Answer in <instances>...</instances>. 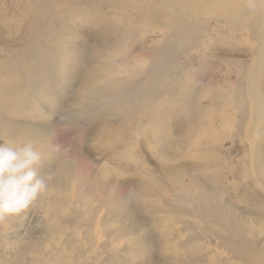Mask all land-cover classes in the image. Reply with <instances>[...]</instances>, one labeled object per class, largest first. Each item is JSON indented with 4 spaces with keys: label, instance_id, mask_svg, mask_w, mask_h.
Listing matches in <instances>:
<instances>
[{
    "label": "rangeland",
    "instance_id": "1",
    "mask_svg": "<svg viewBox=\"0 0 264 264\" xmlns=\"http://www.w3.org/2000/svg\"><path fill=\"white\" fill-rule=\"evenodd\" d=\"M162 8L159 1L153 0H0V72L6 75V78H0V90L6 88L7 92L15 95L13 99L21 96L20 102L24 100L21 104L10 105V99L0 98V139H5L4 132L9 130L16 134H29L27 140L34 142L43 152V166L46 169L41 172L47 174L49 182V191L20 217L0 223V264H247L241 260H219L220 253H216L213 248H180L179 241H186L184 239L188 231H183L185 226L178 224L170 213H152L150 201L157 197L159 202L173 200L174 194L180 193L181 181L186 188H191L194 178L204 180L200 157L211 156L212 169L217 168L215 159L236 164L237 160L246 158L249 154V138L246 140L244 128L252 122L248 111L242 112L233 102L236 108H232L233 103L230 105L223 126L215 121L208 123L205 117H199L198 122L191 120L188 124L179 114L181 105H168L166 98L163 105H155L156 110L161 107L159 115H162V121L157 114L153 116L152 122L140 120V128L130 130V133H134L124 147L117 144L125 130L124 124L118 121L123 117L121 112H116L113 117L87 119L89 123L76 119L78 129H73L72 124L67 122L80 114L82 104L89 102L78 94L81 77L71 76L74 73L71 71L74 68L82 70L91 66L104 68L121 64L124 61L105 63L99 60L86 64V59L96 55L105 57L107 53L114 55L116 52L124 55L132 46L137 47L138 65L147 66L149 59L145 60L146 50L149 51L164 38L162 32L158 31L157 25L160 23L151 18ZM130 25L134 28L128 34L129 37L126 36L125 48L116 45L111 51L103 50L102 43L106 41L100 38L102 33L114 32V38L109 39V43H113L123 37V34L118 35ZM38 28L41 33L56 34L60 30L64 34V45L60 48L64 57L52 64L55 70L52 81L54 87L42 90L34 103L35 100L32 101L29 95L26 97L20 91L16 75L13 74L16 65L11 61L9 63V58L15 54L12 51L14 46L24 45L31 32ZM227 38L218 36L208 42L205 54L210 58L206 63L199 59L192 61L197 76L198 70L204 68H201L202 64H210L212 69L217 65L221 68L230 66L235 71L241 68L242 61L246 59L244 54L247 46L241 45L234 39L235 36ZM76 58L82 60L83 65L78 66ZM6 69L8 72L13 71H10L12 76L9 73L7 75ZM62 70L66 73L61 74ZM77 79L79 83H76ZM215 79L218 83L222 82L219 77ZM196 83L206 88L213 85L217 89L218 86V83L207 80ZM199 97L196 99L202 101L206 113L209 101H203L202 98L206 96ZM5 104L8 107L5 108ZM126 110L131 112L129 107ZM3 119L8 121H1ZM200 122L203 124L200 125ZM17 140L18 137H14V141ZM252 140L264 149L263 137L254 135ZM237 168L238 173H225L222 184L227 190L229 186L243 184H238L243 175L242 169ZM61 171L69 181L65 186L67 189L63 184L61 187L57 185ZM101 182L106 187L95 188V184ZM73 184L77 187L72 188ZM257 191L254 187L242 186L240 191L235 192L232 200L237 201L233 203L241 207V211L232 210L236 216L243 219L252 214L255 204L250 198L261 196ZM63 192L67 193L64 196L73 193L74 197L81 200L77 207L72 205V208H82V213H85L71 225L61 214L55 219L52 213L54 198L58 197L56 199L59 202L68 197L61 195ZM229 193L233 195L232 191ZM246 198L250 199L249 204L245 203ZM56 220L62 226L61 230L70 232L67 239H59L57 235L55 239L50 234L49 228ZM197 225L205 226L201 223ZM94 230L102 237L101 247L93 248L95 252L84 249V245H88L95 234ZM15 234L19 237H14ZM96 253L101 254L98 257Z\"/></svg>",
    "mask_w": 264,
    "mask_h": 264
},
{
    "label": "bare ground",
    "instance_id": "2",
    "mask_svg": "<svg viewBox=\"0 0 264 264\" xmlns=\"http://www.w3.org/2000/svg\"><path fill=\"white\" fill-rule=\"evenodd\" d=\"M153 1H159V4L163 7L162 10H157V13L153 14L151 18L153 21L160 23L159 26L157 25L158 31L162 32L164 38L154 44V47L149 51L146 50L147 58L145 60L149 59L147 66L138 65L136 46H132L128 52L126 50L127 53L124 55H118L116 52L114 55L107 53L104 55L105 57L96 55L86 59V64L97 63L100 62L99 60L105 63L124 62L116 66H106L104 68L91 66V68L82 70L74 68L71 71H74L71 76L81 77L80 83L78 79L76 81V83H79L78 94L89 102L82 104L83 110L80 114H77L74 119H68L67 122L72 124L71 127L73 129H78L76 128V119H83L88 122L89 120L87 119L97 118L98 120V118L102 117H113L116 112H121L123 117L118 121L122 122L121 125L124 124L125 130H123L121 138H118V134V137H116L119 139L117 144L124 147L125 142L128 143L130 136L134 133H130V130L140 128L141 125L139 124L142 119L152 122L154 117L159 115L161 109L160 107V109L158 108L159 110H156L157 107L155 105H163L166 102V98H168V102H166L168 105L176 103L181 105L182 109L179 114L187 120L188 124L191 120L198 122L199 117L200 119L205 117L208 123L215 121L220 126H223L226 122V116L229 114L227 112H229L230 105L233 102L238 105L237 107L242 112L248 111L252 122L248 123L246 128H244L246 129L245 135L247 134L246 140L249 138L247 140L249 141V154L245 156L246 158L237 160L236 164L234 162L228 164L222 159H215L217 168L212 169L211 156L207 158L200 157L201 162H203L202 176L204 180L194 178L195 180L192 182V187H189L190 189L188 187L187 189L184 186V182L181 181L179 183L180 193L178 195L174 194L175 199H164L159 202L157 197L156 200H151L150 203L152 213H170L178 224L185 226L183 231H188L184 239L186 241H179L178 246L180 248L198 247L205 250L213 248L216 253L219 251L220 256H222H219V260H224L225 258L241 260L247 264H264V149H261L252 140L254 135L264 138V9L254 14H248L244 8V0ZM122 8L124 9V7ZM132 28H134L133 25L127 26L122 33H118V36L123 34V37H119L113 43H109V39L114 38V32L102 33L100 38L106 41L102 43L103 50L111 51L116 45L125 48L127 43L126 36L129 37ZM72 34L74 36L75 33L73 32ZM218 36L228 37L227 39L235 36L236 38L234 39H237L241 45H246L247 51L244 54L246 59L242 61L241 68H237V71L230 66L221 68L217 65L212 69V65L202 64L201 68H204L198 70L199 75L197 76L192 61L199 59L206 63L207 59L210 58L205 54L207 44L210 40L218 38ZM64 38L65 36L60 30L56 34L43 31L41 33L38 28L31 32L24 45L14 46L15 49L12 50L15 51V54L10 56L9 63L13 62L16 65L13 74L14 76L16 75L18 87L23 92L22 94L25 93L26 97L29 95L32 101L35 100L34 103L37 101V96H41L42 90L54 87L52 81L54 80L55 70L52 64L57 60H63L64 56L60 48L64 45ZM46 47L47 50L45 49ZM247 53H249V57H247ZM127 58L129 59L126 60ZM76 60L78 61V66L83 65L82 60L77 58ZM10 71L8 72L7 70L6 73L12 76L11 72L13 71ZM75 72H77V76H75ZM63 73L66 72L62 70L61 74ZM2 76L4 78L6 75L0 72V78ZM218 77L222 81L221 83L216 81L215 78ZM74 79L76 80V78ZM205 80L218 83L217 89H214L213 85H208V88L203 85L199 87L196 83L204 82ZM221 84L225 85L226 88H223L224 86ZM225 90L227 91L226 93ZM13 96L15 95L7 92L6 88L0 90V98L10 99L8 104L15 105L24 102V100L20 102L19 98L21 96L16 99H13ZM199 96H206L202 98L203 101H209V104H207L209 105V110L206 113L203 109L202 101L196 99V97L200 98ZM8 104H5L4 107H8ZM234 106L236 105L233 103L232 108L235 110L236 107ZM127 107L130 108V113L126 110ZM219 108L221 109L219 110ZM155 114L157 115L155 116ZM166 114L168 113L166 112ZM161 117L162 115L160 119ZM1 121L8 120L3 119ZM201 124L203 122H200ZM120 132L121 130H119ZM4 133L6 134L5 139L14 140V137H18L15 142L30 141L27 140L29 134L26 132L22 133L27 136L22 135V133H13L11 130ZM150 133L152 134V132ZM30 137L37 140L33 136ZM237 167L242 169L243 175L238 184L241 182L243 184L229 186L227 190V187L222 184L225 173L229 171L232 174L238 173ZM45 169V166H42L41 171ZM60 173L57 185L61 187L63 184L64 187H67L69 181L65 178L62 171ZM57 185L55 186L57 187ZM73 185L72 188L76 186L75 184ZM242 186L244 188L254 187L261 194V196L250 198L253 199V202H251L255 205H253L252 214L243 217V219L240 216H236L232 211L233 209L241 211V207H237L234 204L237 200H232V197H234L235 192L242 189ZM100 187L105 188L106 186L103 182L95 184V188L99 189ZM230 191H232L233 195L229 193ZM76 192H78V189H76ZM64 193L66 192L61 195L64 196ZM72 194L64 196L68 197L63 198L59 202L56 199L58 197L54 198L52 210L55 219L61 214L64 220L70 222V225L75 221L77 222V219L85 214L82 213V208H76L81 200H78ZM246 199L245 203L249 204L250 199ZM72 205L77 206L72 208ZM57 220L49 228L50 234L55 239V235L60 236L58 237L59 239L61 237L67 239L70 236V232L61 230L62 226ZM197 223L205 226L201 227ZM131 227L129 226V228ZM93 232L95 234L92 235L93 237L88 245H84V249L93 250L94 247L98 249L101 247L102 237L95 230ZM14 237H19V235L15 234ZM82 247L83 245L80 246V249ZM100 254L98 253L96 256Z\"/></svg>",
    "mask_w": 264,
    "mask_h": 264
},
{
    "label": "clouds",
    "instance_id": "3",
    "mask_svg": "<svg viewBox=\"0 0 264 264\" xmlns=\"http://www.w3.org/2000/svg\"><path fill=\"white\" fill-rule=\"evenodd\" d=\"M244 8L254 14L264 9V0H244ZM44 162L34 142L0 139V223L20 217L49 191Z\"/></svg>",
    "mask_w": 264,
    "mask_h": 264
}]
</instances>
